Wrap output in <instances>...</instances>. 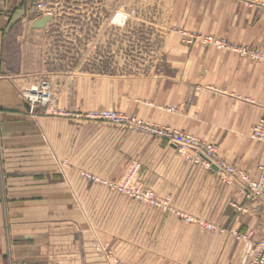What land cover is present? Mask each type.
<instances>
[{"label": "crops", "instance_id": "1", "mask_svg": "<svg viewBox=\"0 0 264 264\" xmlns=\"http://www.w3.org/2000/svg\"><path fill=\"white\" fill-rule=\"evenodd\" d=\"M50 3L0 0V264H107L104 244L124 264H249L253 245L264 239L262 199H246L238 183L224 184L216 172L186 161L173 143L90 121L83 111L109 106L178 128L257 177L264 143L250 134L263 113L264 61L185 45L169 33L159 70L53 74L44 45L56 22ZM95 8L98 22L106 7ZM184 8L175 1L167 13L177 23L225 24L203 32L264 51V0H193ZM48 11L51 21L35 28ZM42 81L50 101L31 111L23 93ZM130 161L146 188L216 230L80 175L117 178Z\"/></svg>", "mask_w": 264, "mask_h": 264}, {"label": "rangeland", "instance_id": "2", "mask_svg": "<svg viewBox=\"0 0 264 264\" xmlns=\"http://www.w3.org/2000/svg\"><path fill=\"white\" fill-rule=\"evenodd\" d=\"M48 1L51 2L50 8L53 9L56 15V22L48 29L44 40L45 52L49 58V71H53V74L72 75L74 77L88 74L90 76L108 77L147 74L159 70L162 49L170 45V40L167 39L169 33L177 34L180 37V42L189 46L200 44L217 48L213 44L203 42L204 37L212 36L232 46L244 45L257 49L255 46L241 43L239 40L203 32L208 27L224 30L225 24H204L200 27V25L197 26V24L190 22L177 23L167 13L170 10V5L174 4L175 1H178L185 9V4L191 5L193 0ZM97 2H103L106 7L104 13L99 10V16L101 17L98 22L95 8ZM119 13H123V18H118ZM217 49L229 50L225 48ZM257 50L264 54V51ZM107 87L106 83L105 88ZM50 92L52 95L51 89ZM101 109L118 110L107 106L90 108L83 112L86 115L89 112ZM71 111L75 112L79 109L73 108ZM88 120L96 121L93 119ZM101 122L113 125L107 121ZM133 163L137 162H128L117 178H102L113 181L121 180ZM135 179L140 181L138 171L135 174ZM108 189L122 194L110 188ZM99 249L107 264H124L107 244L100 246Z\"/></svg>", "mask_w": 264, "mask_h": 264}, {"label": "built area", "instance_id": "3", "mask_svg": "<svg viewBox=\"0 0 264 264\" xmlns=\"http://www.w3.org/2000/svg\"><path fill=\"white\" fill-rule=\"evenodd\" d=\"M48 11L47 14H51ZM203 42L213 44L217 48L229 49L241 56L255 61H264V54L257 49L248 46H232L226 42L213 38L204 37ZM23 98L32 111L37 106L48 104L51 98L50 87L46 81L26 90ZM262 116L255 122L251 131V138L264 143V103L262 104ZM87 119L96 121H107L115 126L127 130H134L151 136L160 138L176 146L177 152L186 161L200 165L204 169L216 172L224 184L238 183L241 194L248 200L262 199L264 202V162L257 165V177H252L246 171L237 168L233 163L220 157L216 147L204 142L197 136L179 130L178 128L160 125L149 120H145L135 114H127L118 110L101 109L89 112L85 115ZM1 151V137H0ZM139 169L137 163H133L121 180H106L87 171H81L80 175L92 183L105 185L111 190L120 192L134 200L143 202L149 207L160 210L164 213H171L186 222L198 224L209 230H216L212 224L206 223L201 219L194 218L179 210H176L167 198L158 197L152 190L145 188L143 184L135 179V174ZM237 238L244 237L242 234L234 233ZM25 264V263H14ZM61 264V263H50ZM249 264H264V239L257 241L252 247V256Z\"/></svg>", "mask_w": 264, "mask_h": 264}, {"label": "water", "instance_id": "4", "mask_svg": "<svg viewBox=\"0 0 264 264\" xmlns=\"http://www.w3.org/2000/svg\"><path fill=\"white\" fill-rule=\"evenodd\" d=\"M51 19H52L51 14H48L47 16H45L43 18H40V19L35 20L33 26L35 28H42V27L45 26L46 23L50 22Z\"/></svg>", "mask_w": 264, "mask_h": 264}, {"label": "bare ground", "instance_id": "5", "mask_svg": "<svg viewBox=\"0 0 264 264\" xmlns=\"http://www.w3.org/2000/svg\"><path fill=\"white\" fill-rule=\"evenodd\" d=\"M118 18H123V13H119Z\"/></svg>", "mask_w": 264, "mask_h": 264}]
</instances>
